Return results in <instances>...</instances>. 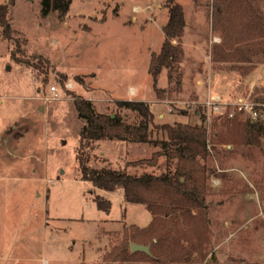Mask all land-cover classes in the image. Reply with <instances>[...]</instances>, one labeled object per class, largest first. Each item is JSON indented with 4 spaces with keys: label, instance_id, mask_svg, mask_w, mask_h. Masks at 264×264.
<instances>
[{
    "label": "rangeland",
    "instance_id": "obj_1",
    "mask_svg": "<svg viewBox=\"0 0 264 264\" xmlns=\"http://www.w3.org/2000/svg\"><path fill=\"white\" fill-rule=\"evenodd\" d=\"M177 1L186 24L173 41L183 53L161 71L158 95L149 64L164 40L167 0H71L62 17L43 16L41 0H0L12 27L9 38L0 26V264H98L117 231L153 217L146 204L126 201L122 189L93 188L78 177L85 122L77 96L130 123L142 115L117 100L146 101L152 139L166 137L165 123L204 125L211 170L204 255L174 264H264V133L240 142L226 124L236 110L237 119L264 122V51L244 47L254 39L249 30L264 15V0ZM234 47L235 56L223 57ZM208 94L222 96L219 112H205ZM236 101H248L258 114L240 111ZM92 149L93 167L166 169L164 155L153 164L129 163L150 158L158 149L151 141L104 138ZM92 188L110 200L109 210L98 208Z\"/></svg>",
    "mask_w": 264,
    "mask_h": 264
},
{
    "label": "trees",
    "instance_id": "obj_2",
    "mask_svg": "<svg viewBox=\"0 0 264 264\" xmlns=\"http://www.w3.org/2000/svg\"><path fill=\"white\" fill-rule=\"evenodd\" d=\"M70 3L71 0H41V14L46 16L51 11H58L62 17L67 14ZM232 3L238 6V0ZM167 7L169 17L163 26L164 40L160 51L152 55L149 64V72L153 76L158 95L161 89L157 86V81L161 71L165 67H172L183 53L181 42L175 43L173 40L181 37L186 24L184 8L180 2L167 0ZM7 9L5 3H0V26L2 35L11 38L12 27ZM251 31L254 39L250 35L244 47L251 54L258 47L264 51V15L256 16L249 32ZM230 51L223 53V57L228 53L235 56L238 50L234 47L233 52L232 49ZM217 56L218 47L215 49L214 58ZM262 101L264 103V95ZM117 104L137 110L142 119L138 123L125 122L117 114L96 111L90 98H75L77 114L85 122L79 132L76 150L78 177L92 182L94 187L109 191L122 189L126 201L146 204L153 217L146 226L131 224L125 226L121 233L117 231L111 248L104 253L103 261L98 264H169L170 261L174 264L203 257L208 230L204 186L211 172L206 162L210 154L206 127L182 122L165 123L162 128L166 131V137L152 139L149 125L153 112L150 105L146 101L134 99L117 100ZM238 112L236 110L232 117L227 118L228 134H232L240 142L258 140V134L264 133V122L260 119L253 120L252 123L250 119H237ZM261 115L262 109L259 116ZM104 138L151 141L158 146L152 156L131 160L129 163L153 164L158 156L164 155L167 160L166 169L137 174L126 169L89 165L94 155L93 143ZM90 193L98 208L109 210V199L94 189ZM195 208L198 210L194 211ZM132 241L149 245L150 253L132 251Z\"/></svg>",
    "mask_w": 264,
    "mask_h": 264
},
{
    "label": "built area",
    "instance_id": "obj_3",
    "mask_svg": "<svg viewBox=\"0 0 264 264\" xmlns=\"http://www.w3.org/2000/svg\"><path fill=\"white\" fill-rule=\"evenodd\" d=\"M56 87L54 85L51 86V90L54 92ZM225 103L222 96L219 94L210 95L208 94L207 97L204 99V106L206 108V113L209 114L210 112H219L220 107ZM236 108H238L240 111H250L252 114H258L257 111L253 108L251 104H248V101H236L234 103ZM233 112H229L228 116L232 117ZM252 114V115H253Z\"/></svg>",
    "mask_w": 264,
    "mask_h": 264
},
{
    "label": "water",
    "instance_id": "obj_4",
    "mask_svg": "<svg viewBox=\"0 0 264 264\" xmlns=\"http://www.w3.org/2000/svg\"><path fill=\"white\" fill-rule=\"evenodd\" d=\"M130 248H131L132 251L142 250V251L150 253L149 245L144 244V243L132 241V242H130Z\"/></svg>",
    "mask_w": 264,
    "mask_h": 264
},
{
    "label": "crops",
    "instance_id": "obj_5",
    "mask_svg": "<svg viewBox=\"0 0 264 264\" xmlns=\"http://www.w3.org/2000/svg\"><path fill=\"white\" fill-rule=\"evenodd\" d=\"M82 180H83V179H82ZM87 181H88V180H87ZM93 188H98V187H94V185H93ZM93 188H92V189H93ZM119 191H120V190H119Z\"/></svg>",
    "mask_w": 264,
    "mask_h": 264
},
{
    "label": "bare ground",
    "instance_id": "obj_6",
    "mask_svg": "<svg viewBox=\"0 0 264 264\" xmlns=\"http://www.w3.org/2000/svg\"><path fill=\"white\" fill-rule=\"evenodd\" d=\"M131 90L134 91V90H133V87L131 88Z\"/></svg>",
    "mask_w": 264,
    "mask_h": 264
}]
</instances>
